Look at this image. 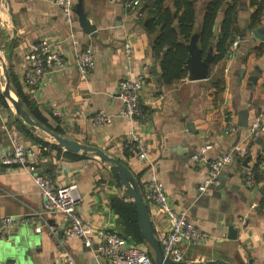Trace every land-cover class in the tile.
<instances>
[{"label":"crops","instance_id":"0c3cea01","mask_svg":"<svg viewBox=\"0 0 264 264\" xmlns=\"http://www.w3.org/2000/svg\"><path fill=\"white\" fill-rule=\"evenodd\" d=\"M150 1L153 0L142 3ZM191 1L195 24L189 40H182L188 51L187 74L199 64L200 73L206 76L199 80L186 76L173 86H165L150 37L120 1L72 0L73 26H69L54 0H0L1 94L2 81L3 85L8 81L9 90L15 95L11 75L28 94L23 83L24 61L38 40L47 39L72 63L73 46L67 36L73 34L79 48L92 47L96 64L87 78H80L75 67L68 66L46 74L37 91L29 93L30 97L51 127L64 134L61 136L97 147L107 157L117 159L128 171L126 181L137 183L141 191L151 171L139 165L126 145L131 123L118 116L121 101L116 92L119 81L143 76L140 94L144 117L135 126L149 149L155 174L174 206L186 209L188 218L210 235L203 242L178 246L183 263L264 264V135H250V126L259 115L264 124V4L261 21L250 28L249 17L257 6L250 5L249 0H235L240 34L236 36L241 40L226 53L223 62L213 64V45L223 12L215 20L210 47L202 54L199 35L209 0ZM164 4L174 12L171 0H164ZM127 45L131 47L128 57ZM4 99L9 109L5 111L0 105L4 112L0 121V154L9 145L7 132L16 131L21 142L35 150V155L20 167L3 168L0 159V217L16 219L9 231L0 235V264H67L65 251L77 264H98L94 251L84 248L81 240H68L60 249L58 241L47 234L46 226L41 233L35 232L36 227L47 224L58 229L59 237L64 221L60 214L42 212L35 173L28 167L34 165L38 174L47 175L56 183L78 185L81 219L102 230L120 228L109 199L128 197L125 185L119 184L118 175L111 173V164L92 152H76L81 157L71 159L65 154L69 151L48 133L40 134L25 123ZM22 107L26 111L23 104ZM101 110L112 116L110 124L91 120ZM244 110L248 112L247 125L242 127L238 124L239 113ZM16 122H22L36 140L59 145L61 150L42 146L38 151V143L27 140ZM229 123L236 127L234 131ZM236 144L245 145L248 152L220 173L225 175L224 189L216 190L214 185L200 193L198 188L208 167L192 162L191 156L209 145L207 156L213 159ZM251 171L255 181L248 186L245 178ZM141 199L147 206L153 235L159 241L169 228L168 219L158 215L142 195ZM34 211L42 212L41 218L34 216ZM244 218L246 224L242 226Z\"/></svg>","mask_w":264,"mask_h":264},{"label":"built area","instance_id":"2783aa9c","mask_svg":"<svg viewBox=\"0 0 264 264\" xmlns=\"http://www.w3.org/2000/svg\"><path fill=\"white\" fill-rule=\"evenodd\" d=\"M55 4L61 9L66 24L73 26V6L72 0H54ZM120 1L124 10L129 12L134 20L140 21L143 18V5L141 0H111ZM73 46V63L54 49L55 45L47 39H40L33 44L25 56V69L23 73V83L27 87V93L34 94L41 85L43 78L48 73H56L64 70L68 66H74L80 78L87 76L94 69L96 59L92 47H78L76 37L67 36ZM241 38L236 36L228 52L233 50L240 42ZM131 53V47H125V56ZM143 76L136 78L127 77L119 81L116 94L121 101V108L118 116L131 123L126 135V145L132 151L135 160L144 170H150L149 177L144 182L141 189L142 198L154 209L158 215L168 219L169 228L166 229L159 239L161 252L165 259L174 262H184L178 246L185 242L197 243L208 239L210 235L205 230H201L188 218L187 210H178L169 199L163 183L155 174V165L151 161L148 147H145L141 133L135 124L144 117L141 104V88ZM4 87L1 89L4 90ZM9 103V101H8ZM10 105V103H9ZM4 112L0 107V121H3ZM60 115V114H59ZM91 120L95 124H110L112 116L105 111H98L92 115ZM231 131L236 127L229 123ZM250 135L259 137L264 135V124L260 115L250 126ZM9 145L0 154L3 164H24L29 158L35 155V150L29 148L21 142V137L16 131L7 132ZM40 151L41 146H36ZM211 146L204 145L199 151L191 156L192 162L196 164H207V171L199 186V192H204L209 187L218 184V178L222 170L234 164L237 158L245 156L248 149L245 145L236 144L225 153L210 159L207 152ZM29 171L35 173L34 183L39 189V197L42 204V212L54 215H61L64 221L62 234L58 237V229L47 224H42L35 228L36 233H41L42 227H47V234L58 241L60 249L64 248V243L68 240L79 239L84 248L94 251L98 258V264H155L152 254L149 253L147 246L135 244L121 236L120 229L102 230L93 228L81 219L79 207L81 195L78 185L72 183H56L47 175L38 174L37 168L31 164ZM154 171V173L152 172ZM246 184L251 186L254 183V172L247 174ZM124 197V195L122 196ZM130 202V199L125 198ZM34 211V216L41 218V213ZM16 219L11 216L0 217V235H5ZM246 224L245 218L241 220V225ZM95 248V249H94ZM64 261L67 264H77L73 256L64 252Z\"/></svg>","mask_w":264,"mask_h":264},{"label":"trees","instance_id":"16d2710c","mask_svg":"<svg viewBox=\"0 0 264 264\" xmlns=\"http://www.w3.org/2000/svg\"><path fill=\"white\" fill-rule=\"evenodd\" d=\"M174 12L164 4V0H153L152 2L142 3L143 18L138 23L145 28L151 40L152 54L159 60L161 83L165 86H173L182 79L186 78V61L188 59V51L182 40H189L195 24L194 21V3L191 0H171ZM209 0L203 17V24L200 30V47L201 53L204 54L211 45V36L213 34L214 24L217 16L222 11V18L219 24L217 39L213 45L215 54L213 55V64H219L226 58V53L233 43L234 37L239 34L237 24L238 7L235 0ZM142 2V0H141ZM250 5L257 6L249 17L250 28L258 24L261 19L262 7L264 0H249ZM12 89L14 94L21 100L28 115L40 123L45 128L55 134L64 135L57 128H52L47 118L40 114L34 100L30 94H25L21 90V86L11 75ZM0 105L8 111V104L1 94ZM17 129L27 140H34L38 146H49L50 149L55 148L60 151L59 145L50 146L48 142L41 138L35 139L32 132L23 125L22 122H16ZM71 159H79L81 155L78 153L66 152ZM256 177H257V170ZM141 188V187H140ZM124 197L112 196L109 199L111 207L115 210L120 220L119 229L121 236L132 241L135 244L145 245L144 237H142L139 227V219L134 210L132 202L125 201Z\"/></svg>","mask_w":264,"mask_h":264},{"label":"water","instance_id":"95a60500","mask_svg":"<svg viewBox=\"0 0 264 264\" xmlns=\"http://www.w3.org/2000/svg\"><path fill=\"white\" fill-rule=\"evenodd\" d=\"M91 31H93V28H91ZM216 31V29H215ZM213 43V41H212ZM188 60V59H187ZM188 61H186L187 64ZM186 75L189 80H199L200 78H204L206 75L204 73H200V65L198 64L195 68H193L190 73L187 74L188 67H186ZM8 81L5 83V88L2 90V95L12 104V107L14 108L15 112L18 115H21L22 118L24 119L25 123L30 125L34 129H41L42 131L48 133L63 149L66 151L76 153V152H81L83 153L86 152H92L95 154V156L99 157L101 160L111 164V173L114 175H118L119 178V184L125 185L126 193L128 195V198L132 202L134 206V210L137 213V217L139 219V227H140V232L142 237H144V241L146 244L150 245L152 250H153V260L155 264H216L213 262H203V263H183V262H174L170 259H165L164 255L161 252L160 245L156 238L153 235V229L151 226V221L149 219V214L147 211V206L146 204L142 201L141 199V193L140 189L138 187V184L134 182L133 183H128L125 179L126 174L128 173L126 167L119 162L115 158H109L105 155V153L97 148V147H87L85 145H82L78 143L77 141L70 140L66 137H63L59 134H55L54 132H51L49 129L45 128L42 126L40 123L38 124L37 122L33 121L30 116L24 111L22 107V102L21 100L16 96L12 95L11 97V92L8 87ZM246 115H248V112L241 111L239 113V126L245 127L247 125V121L245 119ZM26 166V164H23ZM20 167L22 164H12V165H7L2 163V167ZM219 183L216 185L215 189L216 190H223L224 185H225V175L220 174L218 178ZM62 234V230L59 232ZM1 248V247H0Z\"/></svg>","mask_w":264,"mask_h":264},{"label":"rangeland","instance_id":"374dc122","mask_svg":"<svg viewBox=\"0 0 264 264\" xmlns=\"http://www.w3.org/2000/svg\"><path fill=\"white\" fill-rule=\"evenodd\" d=\"M4 81H2V85L1 86H3L4 87V83H3ZM12 95V94H11ZM10 103V105L12 106V104H11V102H9ZM30 126V125H29ZM37 130V129H36ZM39 130H41V129H39ZM37 131V132H39L40 134H43L44 132H42V130L41 131ZM45 134V133H44ZM46 137H48V136H46ZM155 238H156V236H154ZM157 240V239H156ZM145 245L147 246V249H148V251H149V253L150 254H152V256H154V254H153V250H152V248H151V246L150 245H148V244H146L145 243Z\"/></svg>","mask_w":264,"mask_h":264},{"label":"bare ground","instance_id":"6f19581e","mask_svg":"<svg viewBox=\"0 0 264 264\" xmlns=\"http://www.w3.org/2000/svg\"><path fill=\"white\" fill-rule=\"evenodd\" d=\"M11 97H12V95H11Z\"/></svg>","mask_w":264,"mask_h":264}]
</instances>
